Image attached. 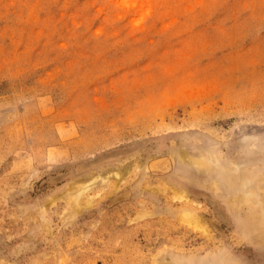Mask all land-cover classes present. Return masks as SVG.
<instances>
[{
	"label": "rangeland",
	"instance_id": "rangeland-1",
	"mask_svg": "<svg viewBox=\"0 0 264 264\" xmlns=\"http://www.w3.org/2000/svg\"><path fill=\"white\" fill-rule=\"evenodd\" d=\"M242 188L261 208L264 0H0V264H264Z\"/></svg>",
	"mask_w": 264,
	"mask_h": 264
},
{
	"label": "bare ground",
	"instance_id": "bare-ground-1",
	"mask_svg": "<svg viewBox=\"0 0 264 264\" xmlns=\"http://www.w3.org/2000/svg\"><path fill=\"white\" fill-rule=\"evenodd\" d=\"M176 154H177L175 156L176 159H180L181 161L187 162L189 165L197 167L201 170L202 169H204L206 171L210 170L212 159L208 158L205 153L200 154V155H193V154H190L186 151H180L179 150V151H176ZM212 155H214V154H212ZM209 156H210V154H209ZM110 170H111V168H110ZM223 171L228 173L227 172L228 169L223 168ZM122 172L118 171V170H112V171H109L108 173H105V174H96V175H94L90 178H87L85 180H76L75 182H73L68 187L67 191L65 192L66 198L68 196L70 198V204L69 205L72 207V210L74 212H78L82 206L87 204V203L80 201V198L83 195V193L87 192L88 190H90L94 186L106 185L112 180H114L115 185H117V184L119 185V183L124 179V175H125V174L123 175ZM242 180H244V179H242ZM245 180H246V177H245ZM213 185L214 184H211V186H213ZM246 185H247V183H246ZM241 192H244V193L241 196H237V197L233 198L232 200H230V204L232 203V204L238 205V206L241 205L242 207L248 206L251 208L252 215L250 217L254 220L253 221V222H255L254 225L258 228V231L254 233V236H255L254 238L260 239L263 237V234H264V196H263V201H260L262 203V206H261V208H258L259 201H257V199L255 198V192L253 190H251L250 188L249 189L242 188ZM177 197L184 199V198H187V195L184 192H177ZM91 198L92 197H90V199ZM39 213H40V211H39ZM180 213H181L183 219L186 220L188 223H195V225L197 227L202 226V225H200L201 223L199 224L200 219L195 218V214H193V212L189 208L183 207L181 209ZM256 223H257V225H256ZM45 226H47V225H45Z\"/></svg>",
	"mask_w": 264,
	"mask_h": 264
}]
</instances>
